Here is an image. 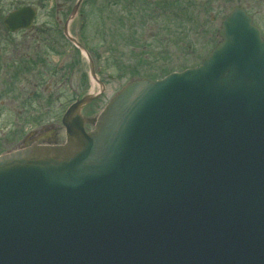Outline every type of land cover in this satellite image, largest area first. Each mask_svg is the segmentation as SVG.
<instances>
[{"label": "water", "instance_id": "water-1", "mask_svg": "<svg viewBox=\"0 0 264 264\" xmlns=\"http://www.w3.org/2000/svg\"><path fill=\"white\" fill-rule=\"evenodd\" d=\"M219 34L199 66L128 82L96 119L81 110L97 94L77 100L65 144L35 132L0 155V264H264V38L240 6Z\"/></svg>", "mask_w": 264, "mask_h": 264}, {"label": "rangeland", "instance_id": "rangeland-1", "mask_svg": "<svg viewBox=\"0 0 264 264\" xmlns=\"http://www.w3.org/2000/svg\"><path fill=\"white\" fill-rule=\"evenodd\" d=\"M77 2L0 0V154L24 147L32 130L45 131L51 143L59 136L61 144L64 113L93 89L99 94L81 110L90 119L132 80H158L200 65L236 6L264 36V0H83L72 16ZM27 5L38 10L33 27L8 31L5 16ZM66 24L82 50L65 36ZM58 127L59 134L52 130Z\"/></svg>", "mask_w": 264, "mask_h": 264}, {"label": "flooded vegetation", "instance_id": "flooded-vegetation-1", "mask_svg": "<svg viewBox=\"0 0 264 264\" xmlns=\"http://www.w3.org/2000/svg\"><path fill=\"white\" fill-rule=\"evenodd\" d=\"M152 1H154V0H152ZM158 1H161V0H158ZM228 15V14H227ZM226 15V16H227ZM225 16V17H226ZM224 19V18H223ZM64 34H65V36L67 37V35H66V33L64 32ZM67 39L76 47V49H79L75 44H74V42H72L68 37H67ZM92 61H93V59H92ZM89 64H90V62H89ZM93 66H94V73H95V75H96V80L97 81H99L100 82V79H98V77H97V72H96V67H95V64H94V61H93ZM90 72H91V64H90ZM104 87H102V89H103ZM87 94H89V93H87ZM87 94H85V95H87ZM85 95H83V96H78V97H76V99L73 101V103L74 102H76L77 100H79V99H81L82 97H84ZM73 103H71V105L73 104ZM70 105V106H71ZM69 106V107H70ZM87 106V105H86ZM85 106V107H86ZM68 107V108H69ZM85 107L82 109V112L84 111V109H85ZM67 108V109H68ZM100 113V112H99ZM98 113V114H99ZM98 114H97V116H98ZM83 116V115H82ZM97 116H94L93 118H96ZM83 117H86V118H89V117H87V116H83ZM61 128L62 127H58V128H56V129H52V130H55L58 134L60 133V131H61ZM64 128V127H63ZM92 128H94V126L92 125V124H87L86 126H85V129L86 130H91ZM65 130V129H64ZM32 131H36V130H32ZM31 131V132H32ZM34 133V132H33ZM64 133H65V131H64ZM65 136H66V134H65ZM37 137H41V139L43 140L42 142L43 143H48L47 142V140L49 141V139H50V137L48 136V135H46V133H45V131H43L42 133H40V134H34V135H32L31 136V138H33V139H35V138H37ZM57 139H58V142L60 141V139H59V136L57 137V136H55L54 138H53V143H55L56 144V141H57ZM64 140V139H63ZM63 140H61V144L62 143H64L65 142V140H66V137H65V140H64V142H63Z\"/></svg>", "mask_w": 264, "mask_h": 264}, {"label": "bare ground", "instance_id": "bare-ground-1", "mask_svg": "<svg viewBox=\"0 0 264 264\" xmlns=\"http://www.w3.org/2000/svg\"><path fill=\"white\" fill-rule=\"evenodd\" d=\"M94 79H96V78H94ZM96 93H97V92H96ZM96 93H94V89H93L92 92H89V94H93V95H95Z\"/></svg>", "mask_w": 264, "mask_h": 264}]
</instances>
